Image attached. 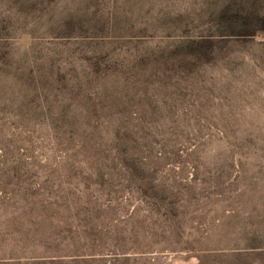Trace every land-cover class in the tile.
I'll return each mask as SVG.
<instances>
[{
	"label": "rangeland",
	"instance_id": "374dc122",
	"mask_svg": "<svg viewBox=\"0 0 264 264\" xmlns=\"http://www.w3.org/2000/svg\"><path fill=\"white\" fill-rule=\"evenodd\" d=\"M264 0H0V264H264Z\"/></svg>",
	"mask_w": 264,
	"mask_h": 264
},
{
	"label": "trees",
	"instance_id": "16d2710c",
	"mask_svg": "<svg viewBox=\"0 0 264 264\" xmlns=\"http://www.w3.org/2000/svg\"><path fill=\"white\" fill-rule=\"evenodd\" d=\"M262 29L264 30V20H263V27H262Z\"/></svg>",
	"mask_w": 264,
	"mask_h": 264
}]
</instances>
